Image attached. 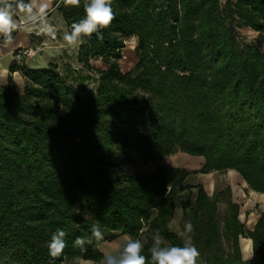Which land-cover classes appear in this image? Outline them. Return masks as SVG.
<instances>
[{
	"label": "trees",
	"instance_id": "trees-1",
	"mask_svg": "<svg viewBox=\"0 0 264 264\" xmlns=\"http://www.w3.org/2000/svg\"><path fill=\"white\" fill-rule=\"evenodd\" d=\"M83 4L52 0L67 31L84 18ZM111 7L115 18L102 38L93 34L78 50L89 72L92 61L108 67L95 72L87 97L56 64L15 61L0 85V264H98L102 243L118 235L141 239L147 255L157 231L182 246L170 225L177 199L191 192L181 230L193 225L198 264H264V214L248 231L230 186L209 196L190 182L232 170L264 194V0H111ZM243 31L255 40H242ZM131 39L137 63L123 73L118 62ZM178 152L201 158V168L127 170ZM96 223L103 241L85 252L73 247ZM58 228L68 246L53 261L47 245ZM240 238L252 240L246 262Z\"/></svg>",
	"mask_w": 264,
	"mask_h": 264
},
{
	"label": "clouds",
	"instance_id": "clouds-1",
	"mask_svg": "<svg viewBox=\"0 0 264 264\" xmlns=\"http://www.w3.org/2000/svg\"><path fill=\"white\" fill-rule=\"evenodd\" d=\"M61 2L66 7H79L81 4V0H61ZM18 7L28 6L21 3ZM83 7L84 18L73 23L71 30L63 34V39L69 47L78 48L86 44L93 34H96L97 38H102V30L108 28L115 18L111 0H84ZM16 27L12 3L10 0H0V35H3L6 43H11L12 32ZM42 31L49 36H53L55 32L50 24H45ZM193 230L190 222L185 224L182 246L168 244L159 231L155 232L147 255L144 254L145 244L141 239L125 236L117 250L102 253L100 264H198L200 252L193 243L191 235ZM66 235V231L59 228L51 235L47 247L53 261L60 258L68 246ZM103 239L104 233L96 223L91 225L89 236H77L74 239L73 247L85 252L87 245L93 244L94 241L100 243Z\"/></svg>",
	"mask_w": 264,
	"mask_h": 264
},
{
	"label": "rangeland",
	"instance_id": "rangeland-1",
	"mask_svg": "<svg viewBox=\"0 0 264 264\" xmlns=\"http://www.w3.org/2000/svg\"><path fill=\"white\" fill-rule=\"evenodd\" d=\"M10 2L12 3L13 10L16 13L23 9V8L18 7L19 4L23 3L22 0H10ZM40 16L45 17V19L47 20V24H50L53 28H55L51 24V21H50L49 16L47 14L40 15ZM37 18L35 20L28 21L24 24H21V27L26 29V30H29V32H31V34L39 40L37 45H38V48L40 49V52L33 57H29V56H23V55L19 54V52H25V50L18 51V52H16V56H20V57L19 58L17 57L16 61L19 62L20 60H23V58H25V59L28 58L30 67H35L37 65L47 67L49 64H56V66H58V68H59V71L65 77H68V79L71 82H73L78 94L82 97H87L97 87L98 76L95 72L98 70L106 69V66L104 65V63L102 61L97 60V61L91 62V66H92L94 71L89 72L88 70L84 69V67L80 64V62L78 60L79 47L78 48L69 47L63 39L64 32H62L61 30H58L56 28H55L57 31L56 40L51 41L49 38H47L43 34L44 33V31H42L43 26L40 24V22H37ZM241 34H242L241 35L242 40H244L245 42L250 43V42H253L255 40V38H254L255 35L250 31H243ZM58 41L61 43V47H60L59 51H57V53H55L56 51H54L55 50L54 44ZM135 48L136 47H135L134 43L128 41L126 43L125 49L122 51V59L118 63H119L120 70L123 73H127L128 71L133 69L137 63ZM36 49L37 48H35L33 50L35 51ZM48 49L53 50V51H49ZM47 50L49 52H51L50 54L48 53V55H47L49 57H47V59H46V57H43V59H41L42 56L46 52H48ZM26 51H29V50H26ZM44 59H46V60H44ZM38 60H40V61H38ZM24 64H25V62H24ZM201 161H202L201 158L190 157L184 153L178 152V153L174 154L173 156L166 158L162 162L145 163L141 160H137L136 163L133 164L131 167H128L127 170L133 171L136 173H140V174L153 173V172L161 171V170L168 169V168H180V169H185V170L190 171V172H197L201 168V165H202ZM225 175H226V173L221 174L220 178L219 177L216 178V187L223 188L224 186H227V181H226L227 178ZM201 178H202L201 174L192 175L190 182L192 184L198 183V181ZM244 192H245V198H244L243 202L240 204V207L243 210H244L246 204L249 201H251L249 191L244 190ZM194 197H195V192L184 193L176 201L177 211H176V215H175L174 220L171 222L170 227L173 231H176L181 236L183 233V231L181 230V219H182L181 206H182L183 202L193 201ZM225 208H226L225 205H223V204L220 205V213L221 214L224 213ZM250 213L251 212L248 211V215ZM124 237H125L124 235H118L112 241L103 242L101 245V250L103 251V253L108 252V251L117 250ZM79 264H95V263L82 261ZM98 264H100V263H98Z\"/></svg>",
	"mask_w": 264,
	"mask_h": 264
},
{
	"label": "crops",
	"instance_id": "crops-1",
	"mask_svg": "<svg viewBox=\"0 0 264 264\" xmlns=\"http://www.w3.org/2000/svg\"><path fill=\"white\" fill-rule=\"evenodd\" d=\"M225 3L227 0H221ZM47 14L51 21V24L58 30L62 32L67 31L66 24L63 21L62 16L53 8L52 0H28V7H24L22 10L16 13V18L13 16L14 21L17 24L16 29L12 32V41L11 43H6L5 40L0 44V85H8V77L10 75V66L13 62L16 61L17 56L16 52L21 50H33L38 48L37 43L39 40L29 32L21 27V24H24L28 21L35 20L40 15ZM129 42H133L135 47L137 46L136 40L131 39ZM54 51L57 53L61 47V43L58 41L54 44ZM49 51H53L48 49ZM47 50V51H48ZM46 51V50H45ZM46 52L43 57L47 56ZM22 59V58H21ZM44 59V60H46ZM20 60V59H19ZM27 66L29 65L28 58H23L22 60ZM40 61V60H38ZM43 61V60H42ZM20 62V61H19ZM105 65V64H104ZM106 66V65H105ZM45 66H35L32 68H43ZM102 69V70H107ZM15 82L17 92H23L24 90V79L22 76L15 72L12 75ZM226 181L227 185L231 187L234 202L240 207V204L245 198L244 190H248L251 201H249L244 210L240 207L239 220L242 224L245 225V228L248 231H253L255 225L257 224L260 216L264 214V194H258L249 189L246 182L243 178L235 171L229 170L226 172ZM220 175L217 173H211L208 175H202V180L198 181V184L202 185L209 196L214 194L216 188V178ZM260 201V202H259ZM248 211L251 213L248 215ZM240 251L242 255V260L244 262L249 261L248 257H253V244L252 240L249 238H240Z\"/></svg>",
	"mask_w": 264,
	"mask_h": 264
},
{
	"label": "built area",
	"instance_id": "built-area-1",
	"mask_svg": "<svg viewBox=\"0 0 264 264\" xmlns=\"http://www.w3.org/2000/svg\"><path fill=\"white\" fill-rule=\"evenodd\" d=\"M37 22H40V24L44 27L45 24H47V20L45 19V17L43 16H39L37 18ZM55 32L53 36H49L47 34H45V32L43 33L47 38H49L51 41H55L56 40V29L54 28ZM40 52V49L37 48L35 51L34 50H29V51H25V52H19V54L23 55V56H29V57H33L35 55H37ZM18 58L20 56H17Z\"/></svg>",
	"mask_w": 264,
	"mask_h": 264
}]
</instances>
